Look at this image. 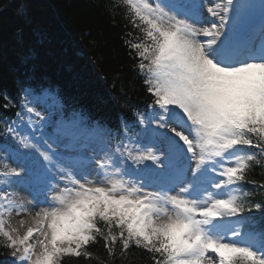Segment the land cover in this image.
Returning a JSON list of instances; mask_svg holds the SVG:
<instances>
[{"label":"snow or ice","instance_id":"1","mask_svg":"<svg viewBox=\"0 0 264 264\" xmlns=\"http://www.w3.org/2000/svg\"><path fill=\"white\" fill-rule=\"evenodd\" d=\"M111 8H123L135 30L125 43L153 98L137 114L142 129L112 132L81 117L63 135L36 137L43 124L33 116L46 118L39 95L25 90L5 137L19 146L15 158L31 151L42 165L12 166L6 153L0 247L11 264L90 260L100 241L108 257L100 264L132 248L152 264H264V230L246 228V213L262 205L245 188L264 194V181L249 180L264 169V0L258 33L255 5L244 0H112Z\"/></svg>","mask_w":264,"mask_h":264},{"label":"trees","instance_id":"2","mask_svg":"<svg viewBox=\"0 0 264 264\" xmlns=\"http://www.w3.org/2000/svg\"><path fill=\"white\" fill-rule=\"evenodd\" d=\"M111 4L112 0H0V117L11 112L5 107L6 97L23 83L34 82L57 88L68 104L84 109L88 123L119 129L120 116L133 120L148 108L153 98L136 66L135 52L125 43L127 33L135 30L123 8L112 9ZM21 5L27 8L24 14ZM34 29L43 43L35 42ZM33 45L35 58L20 60L17 50ZM1 133L0 121V137ZM249 180L264 181V169L255 168ZM245 188L253 193L251 202L262 205L246 213V224L264 230V194L251 184ZM90 250L92 259L68 264L107 261L103 241ZM8 257V250L0 247V264ZM115 264L152 262L146 252L132 248Z\"/></svg>","mask_w":264,"mask_h":264},{"label":"rangeland","instance_id":"3","mask_svg":"<svg viewBox=\"0 0 264 264\" xmlns=\"http://www.w3.org/2000/svg\"><path fill=\"white\" fill-rule=\"evenodd\" d=\"M54 101H55L54 106L57 108V112H56V115L53 117L52 122H56V123L59 124V122H60V120H61V119H59V117H60V115H61L62 108H61L60 106H59V108H58V105H57V101H56V99H54ZM41 128H42V129H41V131L38 133V137H40V136L45 137V134H47V133L54 135V134H53V131H52L53 128L51 127L49 121L47 122L46 125H43ZM42 132H45V133H42ZM4 158H5V156H4L3 159H2L3 162H5ZM17 162H18V161H17ZM28 166H29V165H26L27 168H28ZM28 187L31 188L32 185H29ZM19 192L21 193V195H22L23 198H25V199L28 198V194H27V192H24L23 189H19ZM21 218H23V217L14 216L13 221L15 222V221H17V220H19V219H21Z\"/></svg>","mask_w":264,"mask_h":264},{"label":"bare ground","instance_id":"4","mask_svg":"<svg viewBox=\"0 0 264 264\" xmlns=\"http://www.w3.org/2000/svg\"><path fill=\"white\" fill-rule=\"evenodd\" d=\"M34 36H35V42L38 44V43H43L41 41V35H38L37 34V31L34 29ZM36 45V44H35ZM35 45L29 47V48H23V47H20L17 51H18V57H20V60H27V59H32V58H35L33 56V52L35 50ZM36 52V51H35ZM37 53V52H36ZM38 57H36L37 59Z\"/></svg>","mask_w":264,"mask_h":264}]
</instances>
